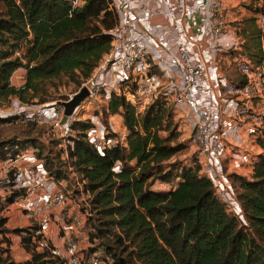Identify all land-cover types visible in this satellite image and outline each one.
Returning <instances> with one entry per match:
<instances>
[{"label":"trees","instance_id":"16d2710c","mask_svg":"<svg viewBox=\"0 0 264 264\" xmlns=\"http://www.w3.org/2000/svg\"><path fill=\"white\" fill-rule=\"evenodd\" d=\"M0 5V106L11 97L29 103L47 93L45 82L61 76L80 85L109 49L107 31L116 19L105 0H83L73 9L68 0H0ZM257 11L233 24L241 52L254 65L264 60ZM223 57H217L223 75L243 84L244 77L233 63L222 64ZM18 69L23 70L22 84L15 86L11 77ZM103 110L120 116L124 145L99 155L84 140L87 122L76 121L67 147L69 167L89 194L88 241L96 244L89 251L102 253L104 264H264V119L263 138L257 140L263 152L256 155L249 177L227 173L244 214L243 226L216 199L209 180L197 173L195 158L193 166L177 172L162 168L179 147L163 101L152 102L138 115L122 97L111 94ZM15 144V139L0 142V158L15 154ZM115 161L121 162L118 172L112 171ZM43 162L60 180V168L47 158ZM155 183L173 187L155 189ZM3 225L0 218V264H12L1 245L8 242L7 232L19 235L26 251L31 248L25 264L52 261L48 252L30 246L28 228L8 231Z\"/></svg>","mask_w":264,"mask_h":264},{"label":"built area","instance_id":"2783aa9c","mask_svg":"<svg viewBox=\"0 0 264 264\" xmlns=\"http://www.w3.org/2000/svg\"><path fill=\"white\" fill-rule=\"evenodd\" d=\"M73 9L83 0H68ZM115 15V24L107 31L108 51L95 66V74L80 83L88 95L61 123L64 102L76 93L58 100L35 104L9 99L0 107V118L12 117L21 123L47 124L65 149L71 146V124L84 120V140L102 155L106 150L124 145V135L117 134L110 122H103L92 111L84 116V102L107 103L111 94L123 98L140 115L154 101L164 105L188 125L187 139L199 166L197 173L210 182L216 199L226 212L246 226L244 214L226 167L233 172L251 171L256 154L248 145L260 148L264 119V60L252 64L241 52L235 29H227L222 0H105ZM255 23L264 33V0H258ZM164 24L163 33L160 24ZM190 28L192 30H190ZM173 35L171 40L164 33ZM233 63L244 77L238 85L222 73L217 57ZM175 74L179 75V80ZM20 83L14 84L19 86ZM87 105V104H86ZM89 105V104H88ZM55 132V133H54ZM115 161L113 172H118ZM225 167V169H224ZM71 192L80 198L72 204L61 180L49 174L32 147L0 158V203L22 212L31 231L29 244L37 252H48L52 261L45 264H104L102 253H83L79 235L91 215L89 194L83 182L68 167ZM171 183H158L168 190ZM9 198L8 202H5ZM4 243L8 253L13 247L12 264H25L30 253L19 235L7 232ZM87 247L86 235L81 240Z\"/></svg>","mask_w":264,"mask_h":264},{"label":"rangeland","instance_id":"374dc122","mask_svg":"<svg viewBox=\"0 0 264 264\" xmlns=\"http://www.w3.org/2000/svg\"><path fill=\"white\" fill-rule=\"evenodd\" d=\"M235 1H237L235 6L232 7L228 5L227 8L224 6L223 9V14L226 8V11H228L232 15L231 18L230 19L228 18V20L226 21V23L231 26H233L236 20L240 18L239 16L240 14H242L241 18L248 15H252L259 8L258 0H235ZM2 10L3 7L0 5V11ZM15 72H17V70ZM15 72L11 77L12 84L20 83V80L22 78V75L20 73H15ZM79 88L80 85H78L77 82L69 81L67 77L61 76L60 78L51 81L49 84L48 82L47 84L45 82L44 89L45 91L47 90V93L46 92L44 94L38 93L28 101L29 102L28 104L58 100L64 97L68 93H75V91L77 92ZM41 98L44 99V101H42ZM11 99L19 100L17 97H11L10 100ZM7 103L2 102V105L0 107H5ZM83 108H84L83 110H85L84 116L90 114L93 111L90 104L84 105ZM100 114H101L100 118L102 119L103 122H110L114 126V129L116 130L117 134L122 133L121 125L119 123V118L117 115L115 114L108 115V113H106L103 110V107L100 108ZM170 115H171L172 126L174 125L175 132L177 133V140L175 142L179 143V147L178 150L173 154V156L169 158L167 161L163 162L161 166L164 169H170L173 172H177V170L182 167L193 166L194 149L188 143L186 128L183 127L181 124H178L177 121L173 119L174 113L171 112ZM80 121H84V120H80ZM55 134L54 135L51 134L50 128L47 124L21 123L15 119L8 121L0 120V142L15 139L17 141V144H15L16 151L21 150L24 147H32L33 149H35V152L40 158H42L43 161L46 162V158H47L52 166L60 168L61 171H60L59 179L61 180V183L65 187V189L68 190V195H69L68 200L72 204H75V202L79 200L80 196L79 194H77V192L76 193L71 192V186L73 187V184L68 177L69 176L68 158H66L65 156V152H64L65 149L63 147L58 146V144H60L62 140ZM72 134L73 135L75 134L74 130ZM159 134L161 136H165L166 132L161 131ZM250 146L251 145H248V147ZM226 172L231 173L233 171L226 167ZM157 186L158 183H155L152 188H155ZM0 218L4 219L3 227L5 228V230L8 231L9 230L11 231L12 229L23 228L28 222L25 215L19 210L13 207L7 208V206H2V205H0ZM91 232L92 230L89 225V221H87L80 230V233L82 235H79L80 238L79 246L80 248H85L83 250V253L88 252L89 247L91 246L96 248V244H94L93 242L91 244L87 243L89 244V246L87 247L81 241L83 239V235H86V237L89 238ZM1 245L4 246V243H1ZM17 250L18 249L16 247H13L12 250H10V254H13ZM30 250L31 248H29V253L31 256ZM10 254L7 253L9 260L12 259V257H10Z\"/></svg>","mask_w":264,"mask_h":264},{"label":"crops","instance_id":"0c3cea01","mask_svg":"<svg viewBox=\"0 0 264 264\" xmlns=\"http://www.w3.org/2000/svg\"><path fill=\"white\" fill-rule=\"evenodd\" d=\"M223 1V4H224V6L227 8V6L229 5V6H235L236 5V3H237V1H235V0H222ZM141 2L142 3H144L145 2V0H141ZM227 2V3H226ZM226 8H225V11H224V19H225V21H227L228 20V18L230 19L231 18V14L228 12V11H226ZM241 15L242 14H240L239 16H240V18H238V20H240L241 19ZM238 20H236V21H238ZM156 23H158V24H160V28L161 29H159L162 33H163V31H164V29H166L165 27H164V24H163V22L162 21H159V20H156ZM226 27H227V29H232V28H234L233 26H231V25H228L227 23H226ZM190 30H192L191 28H190ZM164 36H165V38H167V39H169V40H171V42H172V39H173V35L171 34V33H169V32H167V33H164ZM174 45H173V42L171 43V45H170V47H169V50L170 51H173L174 50ZM105 54V53H104ZM103 54V55H104ZM102 55V56H103ZM101 56V57H102ZM99 61V60H98ZM225 60L224 59H222V64H224V65H227L228 63L226 62H224ZM95 68L96 67H94L93 69H92V71H91V73L89 74V76L86 78V79H88L89 77H91V76H93L94 74H95ZM15 73H20L22 76H23V70H21V69H18L17 70V72H15ZM175 77H176V79L177 80H179L180 78H179V75L178 74H175ZM85 79V80H86ZM84 104L86 105H88V104H90L91 105V107H92V110L94 111V112H96L98 115H99V117L101 116V114H100V108H102V107H104L106 104L105 103H98V104H96V102H95V100H91V101H89V102H84ZM109 115V114H108ZM118 116V118H119V123H120V125H121V118H120V116L119 115H117ZM173 119L175 120V121H177V123L178 124H181L183 127H185L186 128V132H187V130H188V125H187V123H186V120L184 119V118H179V114H174V117H173ZM121 130H122V133L121 134H123V135H125V133H126V131H125V129H124V127H122V125H121ZM58 146L59 147H62V145L61 144H58ZM249 151H252L254 154H258V153H261V152H263V150L261 149V148H257V147H254V146H250L249 148H247ZM236 173H238V174H240V175H243V176H246V177H249V175L251 174V171L249 172V171H247V169H245V170H243V171H238V172H236ZM155 188H158V186L157 187H155Z\"/></svg>","mask_w":264,"mask_h":264},{"label":"water","instance_id":"95a60500","mask_svg":"<svg viewBox=\"0 0 264 264\" xmlns=\"http://www.w3.org/2000/svg\"><path fill=\"white\" fill-rule=\"evenodd\" d=\"M87 95H88V91L86 87L82 86L72 96V98L69 101L64 102L62 104L63 111H62L61 123H63L66 120V117L71 114L73 108L77 106Z\"/></svg>","mask_w":264,"mask_h":264}]
</instances>
